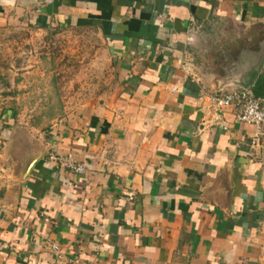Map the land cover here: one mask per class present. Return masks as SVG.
<instances>
[{
	"label": "crops",
	"instance_id": "1",
	"mask_svg": "<svg viewBox=\"0 0 264 264\" xmlns=\"http://www.w3.org/2000/svg\"><path fill=\"white\" fill-rule=\"evenodd\" d=\"M263 31L264 0H0L8 102L57 107L23 118L16 172L45 154L2 179L0 264H264V145L210 105ZM249 92L264 105V68Z\"/></svg>",
	"mask_w": 264,
	"mask_h": 264
},
{
	"label": "rangeland",
	"instance_id": "2",
	"mask_svg": "<svg viewBox=\"0 0 264 264\" xmlns=\"http://www.w3.org/2000/svg\"><path fill=\"white\" fill-rule=\"evenodd\" d=\"M57 38L58 39H56L55 45H51L50 47L52 53H56L58 51L63 50L65 47L70 45V41H73L76 44V47H78L80 50H82V46L86 45L83 42L82 34L80 32L74 33V40H72V38L71 40L68 39L67 36H65L64 34H60V37ZM92 45L96 46L95 42H92ZM13 52L14 51L10 53H0V112L3 110L4 107L15 108L17 112V122L14 126L6 127L4 123L0 120V212L3 210V208H5V186L2 185V179L5 182L6 179L4 178H7L9 180L8 175H12L13 172L15 173V175L17 174L16 168L14 166V161L16 162L15 158L17 156V154H14L15 145L18 144V140L22 141L24 137H27L26 134H28L24 129L25 124L23 122L25 121L23 118L32 114L27 112V110H33L34 108H36V115L32 116H52L51 111L57 109L55 105H41L35 107L30 105L15 104V102H8V100H10V95L15 92V89L12 88V86H14L12 83L15 79V72L12 69V66H14L13 63L15 62L14 56L12 55ZM73 66L76 69H78V67L80 66L77 59L74 60ZM63 112L64 110L62 111V113ZM43 124L48 125V123L45 121L43 122ZM28 143L35 145L30 140H28ZM10 145L12 149L10 148ZM13 180L15 181V179Z\"/></svg>",
	"mask_w": 264,
	"mask_h": 264
},
{
	"label": "built area",
	"instance_id": "3",
	"mask_svg": "<svg viewBox=\"0 0 264 264\" xmlns=\"http://www.w3.org/2000/svg\"><path fill=\"white\" fill-rule=\"evenodd\" d=\"M210 105L214 110L236 108L239 112L238 120L255 128L252 145L255 147L264 145V105L253 98L249 90L218 91L210 96ZM48 159L58 169L68 170L77 175L86 174V166L80 164L73 154H52ZM53 249L58 251L59 246L54 245Z\"/></svg>",
	"mask_w": 264,
	"mask_h": 264
},
{
	"label": "water",
	"instance_id": "4",
	"mask_svg": "<svg viewBox=\"0 0 264 264\" xmlns=\"http://www.w3.org/2000/svg\"><path fill=\"white\" fill-rule=\"evenodd\" d=\"M260 34L261 38L252 46V49L244 50L229 66L230 69L226 74L219 77L222 80V88L217 92H227L234 89L250 90L253 87L264 68V31ZM44 154V150L39 151L32 146V151L28 156L23 157L19 163L16 181L24 182Z\"/></svg>",
	"mask_w": 264,
	"mask_h": 264
},
{
	"label": "trees",
	"instance_id": "5",
	"mask_svg": "<svg viewBox=\"0 0 264 264\" xmlns=\"http://www.w3.org/2000/svg\"><path fill=\"white\" fill-rule=\"evenodd\" d=\"M17 112L15 108L4 107L0 112V120L6 127L14 126L17 121Z\"/></svg>",
	"mask_w": 264,
	"mask_h": 264
}]
</instances>
